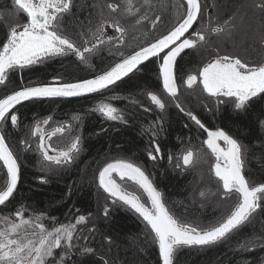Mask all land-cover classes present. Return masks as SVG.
Segmentation results:
<instances>
[{"label":"trees","instance_id":"16d2710c","mask_svg":"<svg viewBox=\"0 0 264 264\" xmlns=\"http://www.w3.org/2000/svg\"><path fill=\"white\" fill-rule=\"evenodd\" d=\"M73 2L72 12L65 16L62 28L71 40L78 41L97 24L101 15L98 0ZM124 2L135 6L137 13L134 17L141 22L136 24L140 27H134L127 36L121 52L123 56L170 31L177 23L176 13L187 10L183 0H120L126 11ZM249 3L250 0L246 5L250 12ZM237 5L242 6V0H232L222 7L226 10ZM9 6L10 0H0V10ZM151 21L152 26L148 24ZM8 32L7 24L0 20V46ZM120 58L121 55L102 52L86 66L71 54L15 69L10 71L6 83L0 85V98L37 83L89 78ZM193 58L191 51L181 55L176 64L178 77L187 66H191ZM160 63L159 58L152 59L115 86L93 95L32 100L16 107L13 112L18 116L17 125L13 127L9 119L0 128L20 165V181L13 197L0 207V217L14 218L15 211L23 206L26 217L42 214L46 226L51 228L54 224L75 223L76 217L85 216L86 222L77 225L75 247L69 254L70 259H66L68 264H105V261L107 264H162L154 234L138 213L118 201L108 208L107 216L101 214L96 172L116 158L141 167L162 193L166 207L175 217L195 220L200 228L216 218L219 209L215 203L195 199L196 170L181 169L175 162L186 146L198 142L197 146H202L203 129L197 130L186 111L181 112L176 105L168 104L160 110L147 97L149 93L163 91ZM99 100L116 103L123 112L124 122L108 121L93 111ZM147 106L150 109L146 110ZM183 107H189L207 129H223L237 139L245 149L246 179L251 186L264 183V95L254 98L245 110H236L230 101L211 107L193 101L188 103L187 100ZM47 117L68 124L71 131L79 133L81 152L67 166L44 178L38 170L39 153L23 145V136L35 121ZM153 141L161 148V158L155 161L148 158ZM42 178L46 182L42 183ZM6 179L0 163V190ZM85 247L93 252L82 256ZM174 264H264V207L221 243L208 247H183Z\"/></svg>","mask_w":264,"mask_h":264},{"label":"snow or ice","instance_id":"6c2138e0","mask_svg":"<svg viewBox=\"0 0 264 264\" xmlns=\"http://www.w3.org/2000/svg\"><path fill=\"white\" fill-rule=\"evenodd\" d=\"M186 15L167 34L139 47L132 54L123 56L108 70L94 76L92 79H84L77 82L61 83L58 80L53 83H37L33 86H25L0 98V125L9 119L15 127L18 116L13 110L24 101L54 97H74L92 93H98L109 89L140 70V66L152 57L159 58V75L162 79L163 89L172 98L178 96V85L175 76V64L177 57L186 49H192L205 41V35L201 31H192L201 13L199 0H186ZM15 5L27 16V22L12 26L6 36V40L0 46V85L6 83L9 73L15 69H24L32 65L43 63L47 58L74 54L81 62L88 63L89 56L106 42L117 41L124 43L126 29L118 21H113L110 26L120 35L102 39L105 24H100L92 33L95 43L84 41L82 48L77 46L64 34L62 24L67 14L72 12L73 0H15ZM118 4H108L112 12L119 9ZM264 11V0L256 5ZM130 11V9H128ZM139 11V10H137ZM141 19H144L142 17ZM159 20V17L156 18ZM141 21L138 20L137 23ZM19 29V30H18ZM223 28H214L213 32H222ZM161 53L163 55L161 56ZM87 54V55H86ZM187 88H192L197 83L202 84L204 92L211 97L218 98V103L230 101L236 110H245L254 98L264 95V65L253 66L243 62L239 58L221 56L207 64L196 74L188 75L184 81ZM153 104L163 110L165 103L154 93H149ZM224 97L226 99H219ZM176 107L184 112L179 103ZM111 120H122L118 110L110 104H100L96 109ZM192 121L207 133V139L203 143L216 158L213 167L215 176L222 182L225 194L233 191L239 193L240 202L223 222L216 226L200 229L181 222L166 207L162 199V193L154 186L153 182L138 165L126 160H115L108 163L99 172V185L116 201L127 205L134 210L146 222L154 234L159 248V257L162 264H174L178 252L183 247H208L221 243L238 231L246 223L250 222L252 215L264 207V183L251 186L244 175V146L223 129L209 130L191 112L186 113ZM51 117L44 119L42 123L47 125ZM65 125L56 127L52 132L45 133L40 124H36L31 132L32 136H39V150L44 161L49 164L62 165L71 163L80 149V137H76L70 147L65 150L55 151L51 144H46L55 135L63 134ZM226 147H222L220 142ZM27 143V142H25ZM193 152L188 150L183 156L184 166L192 163ZM150 160L161 158V148L153 141L152 150L148 152ZM171 160L172 158L169 157ZM223 161V163H221ZM0 162L6 169V187L0 190V206L13 197L20 179V165L16 156L5 141L4 134L0 133ZM177 167L180 164L177 163ZM117 174L121 180L125 178L132 181L147 196V201L135 193L123 189L121 184L113 178ZM41 182H46L43 178ZM203 195V193H201ZM26 209L21 206L14 213V218L0 217V264H66L65 257L70 259V252L75 247L77 225L86 222V217L80 215L75 218V223L55 224L49 228L44 223L45 217L35 215L25 216ZM105 216L108 209H105ZM57 249H62L63 254L59 260L55 259ZM93 249L85 247L81 255L90 254ZM105 264L107 262L105 261Z\"/></svg>","mask_w":264,"mask_h":264},{"label":"rangeland","instance_id":"374dc122","mask_svg":"<svg viewBox=\"0 0 264 264\" xmlns=\"http://www.w3.org/2000/svg\"><path fill=\"white\" fill-rule=\"evenodd\" d=\"M257 1H258L257 3H259V0ZM98 3H99L98 12L99 15H101V17L99 18L97 24L94 27H92L90 30H88L87 33L80 40L78 41L72 40L77 46H80L81 48L85 46L84 41L86 39L89 40V44H88L89 47L91 46V43L96 42L95 38L92 37V33L95 32L97 27L102 23L105 24V27L103 29V35L101 37L102 39L107 40V37L109 36L118 37L120 35L115 31L113 27L110 26V24L113 21H118L119 24L126 29V32L124 34V42L126 41V38L129 35V33L132 30H134V27L136 29V26L138 25L136 18L134 17L137 12L135 11L136 8L133 4L124 2V5H127V8H125L126 11H124L123 6L120 3V0H98ZM110 3L118 4L120 6L119 9L116 12H112L108 8V4ZM128 9H130V11H128ZM226 11L227 10H225L224 7L221 8L217 7V11H216L217 14L214 19L217 20L218 18L221 19L226 18ZM185 12H186V8L181 13L179 12V14L175 12L176 13L175 18H177L176 25L178 24V22L182 20L183 16H185ZM245 14L246 13L242 12L241 15H238L237 17H233L228 22H223V24L217 23L213 18H209V23L207 25H205L203 22L202 25L201 24L198 25L196 23L195 31L203 32V34L205 35V41L199 43L197 47L190 49L191 53H193L194 62L191 64V66H189V69H187V71H185L182 75H180V77H178L179 78L178 96L176 98H172L163 91L160 93H156V95H158L165 103V107L168 104L176 105L177 103H179L181 107H183L184 104H187V100L188 103H190V101L191 102L193 101L206 105H211V107H215L216 105H218V98L211 97L206 92H204L202 84L197 83L192 88H187L184 83L188 75L191 74L198 75V73L207 63L217 59L218 57L227 55L233 58H239L243 62H246L249 65H253V66H259L264 64V29L262 27V23L258 22V19H256L258 16L257 11L255 10L252 11L250 16L249 15L244 16ZM128 15L131 17H129ZM0 20L5 22L8 26V29L10 30L12 26H15L17 24L22 25L26 23L27 16L18 9V7L15 5V0H10L9 8L0 10ZM197 22L199 21L197 20ZM148 24L152 26L153 23L151 21ZM195 27L193 28V30L195 29ZM214 28H223L224 30L222 32H213L212 29ZM190 38L196 39L195 36H190ZM123 48H124V43L119 44L117 41L106 42L104 45L99 47L93 54L89 56L88 63H83V62L82 63L86 66L89 65L92 58L98 53H102V52L109 55L120 56ZM71 54L72 53H69L67 55H71ZM147 97L150 102L151 100L148 94ZM219 99L224 100L226 98L220 97ZM102 103L110 104L113 107H115V105H113L108 100H99L94 104L92 110L108 121L111 122L117 121L118 123L124 122L123 112L118 108H117L118 114H120L123 117L122 120L108 119L106 116H104L99 111H97L96 109ZM183 108L186 111V113L187 112L193 113L189 109V107L188 108L183 107ZM47 118L38 119L37 121H35L33 125L28 127L25 135L23 136V145L28 149H35L39 153L38 170L44 178L47 175H51L57 172L58 170L64 168L69 163L62 165H55V164H49L48 162L43 160L41 152L38 147L39 136L31 135L34 126L36 124H40V127L44 129L45 133H47L50 130H54L56 127L60 125L67 126L65 132L62 135L58 133L53 138H51L50 141L51 145L54 148L60 150L66 151L70 147L71 142L77 136L79 137V133L71 131V127H69V125L65 124L64 122H57L51 118L49 123L47 125H44L42 121ZM188 118L190 121H192L189 116ZM80 149H81V145H80ZM187 150H191L194 156L192 163L188 166H184L182 156L186 153ZM175 162L176 164L177 163L180 164L181 169L196 170L197 173L194 179V192H193L194 196L196 197L195 199H197L200 202H213L215 203V205L218 206L219 209L218 216L212 220L207 221L206 222L207 225H205L206 227L204 228H200L198 222L195 220L184 219L181 217H176V218H178L181 222L192 225L194 227H198L200 229H206L209 228L210 226H216L220 222H223V220H225L227 216L231 214V212L240 202V196L239 193L235 191H233L232 193L225 194V190L223 189L222 182L218 178H216V176H214L215 174L213 171V167L215 164V157L213 156V154L209 150L206 151V149L203 146L200 147L196 145H190V146H186L184 149L181 150V152L176 156ZM107 163H105V165ZM105 165L100 167L96 172L97 185H98L97 194L99 197L98 200H100V204H101L100 206L102 209V213H101L102 215L105 213V209H108L112 204H114L113 200L115 199L114 197H111L108 193H106L99 185V180H98L99 172L102 170V168ZM113 178L116 179L117 183L121 184L123 189L127 190L128 192L135 193L139 195L142 200L147 201L146 194L143 193V191L138 187V185L127 179L121 180L116 175H114ZM201 193H203V195H201ZM62 254H63V250L60 249V251L55 253V259L58 261L60 255ZM66 259L67 256L65 257V261ZM66 264L68 263L66 262Z\"/></svg>","mask_w":264,"mask_h":264},{"label":"flooded vegetation","instance_id":"af4514ba","mask_svg":"<svg viewBox=\"0 0 264 264\" xmlns=\"http://www.w3.org/2000/svg\"><path fill=\"white\" fill-rule=\"evenodd\" d=\"M222 1L223 0H199V2H200V4H201V13H200V15H199V17H198V21L199 22H197V24L198 25H202V22L205 24V25H207L208 23H209V18H215L216 17V14H217V7H222L224 4L225 5H227L228 4V2H230V1H232V0H225L223 3H222ZM248 1L249 0H242V2H243V5L242 6H239V5H237V6H232V7H230L229 9H226L227 11H226V18H218L217 20H215L217 23H221V24H223V22H228L229 20H231L233 17H237L238 15H241L242 14V12L243 13H246L244 16H247L248 14H249V10H247L248 9V5H246L247 3H248ZM238 2V1H237ZM258 1L257 0H250V3H249V8H250V10H251V12L252 11H257V14H258V16H257V18L256 19H258V22H260V23H262V27H263V29H264V11H262L261 9H257V7L255 6V5H257V4H259V3H261L262 1H260L259 0V3H257ZM227 7V6H226ZM251 15V14H250ZM229 17V18H228ZM194 30H196V27H195V29ZM193 30V31H194ZM190 50H188L187 52H189ZM186 53V52H185ZM181 57V55L179 56V58ZM178 58V59H179ZM178 59H177V61H178ZM177 61H176V64H177ZM176 64H175V76H176V80H177V85H178V87H179V78H178V75H177V72H176ZM112 65V64H111ZM264 65V64H263ZM187 69H189V66H187V68L185 69V71H187ZM184 71V72H185ZM161 87H162V85H161ZM162 90H163V88H162ZM163 92L164 93H166L164 90H163ZM167 94V93H166ZM148 105H150V104H148ZM115 108L117 109H120V107L115 103ZM147 109H150V106H147L146 107V110ZM121 110V109H120ZM198 118V117H197ZM199 119V118H198ZM192 122V121H191ZM115 123H118L117 121H115ZM121 123V122H120ZM193 124L192 125H194L196 128H197V130L199 129V130H202L198 125H196L195 124V122L193 121L192 122ZM209 130H216V129H209ZM50 131H53V130H50ZM50 131H48V132H50ZM47 132V133H48ZM203 132V141H205L206 139H207V133L203 130L202 131ZM54 137V136H53ZM52 137V138H53ZM50 141L51 140H47V143L48 144H51L50 143ZM203 141H202V146L206 149V151H208L209 149L207 148V146L203 143ZM192 143H194V142H192ZM199 143V142H198ZM196 144V146L197 145H199V144ZM195 144V143H194ZM220 144H221V146L222 147H226L224 144H223V141H221L220 142ZM52 146V145H51ZM52 149H54V150H60V149H57V148H54L53 146H52ZM208 149V150H207ZM188 151V150H187ZM186 151V152H187ZM210 151V150H209ZM211 152V151H210ZM214 156V155H213ZM215 157V156H214ZM115 160H124V159H115ZM126 161H128V160H126ZM215 163H216V158H215ZM221 163H223V161H221ZM215 165V164H214ZM204 168V167H203ZM215 176V175H214ZM217 178V177H216Z\"/></svg>","mask_w":264,"mask_h":264},{"label":"water","instance_id":"95a60500","mask_svg":"<svg viewBox=\"0 0 264 264\" xmlns=\"http://www.w3.org/2000/svg\"><path fill=\"white\" fill-rule=\"evenodd\" d=\"M183 1L186 3V0H183ZM185 15H186V14H185ZM196 23H197V22H196ZM196 23L194 24V27H195ZM174 27H175V26H174ZM194 27H193V28H194ZM192 30H193V29H190V30H189V33H186L185 35H186V36H189V34L192 32ZM168 32H169V31H168ZM168 32H167V33H168ZM167 33H166V34H167ZM164 35H165V34H164ZM159 38H160V37H159ZM157 39H158V38H157ZM154 41H155V40H154ZM154 41H152V42H154ZM150 43H151V42H150ZM146 45H147V44H146ZM146 45H144V46H146ZM136 50H139V49H136ZM136 50H135V51H136ZM188 50H190V49H186L183 53L187 52ZM183 53H181V55H182ZM130 54H132V52H131ZM130 54H128V55H130ZM162 55H163V53H161V56H162ZM126 56H127V55H126ZM155 58H157V57H152V58H150L148 61H150V60H152V59H155ZM178 58H179V56L177 57V59H178ZM120 59H122V58H120ZM120 59L117 60L116 62H119ZM148 61H146V62H148ZM176 61H177V60H176ZM213 61H214V60L210 61L209 63H211V62H213ZM116 62H114L112 65H110V66H109L107 69H105V70H108V69H109L111 66H113ZM146 62H144V64H145ZM161 62H162V61H161ZM209 63H207V64H209ZM207 64H206V65H207ZM142 65H143V64H142ZM142 65H141V66H142ZM206 65H205V66H206ZM141 66H140V67H141ZM105 70H104V71H105ZM102 72H103V71H102ZM102 72H100V73H98V74H96V75H99V74H101ZM96 75H94V76H96ZM94 76H91V77H89V78H85V79H92V78H94ZM125 78H126V77H125ZM81 80H84V79H81ZM160 80H161V85H162V88H163L162 79L160 78ZM77 81H80V80H77ZM77 81H72V82H77ZM51 83H53V82H51ZM61 83H68V82H61ZM118 83H119V82H118ZM34 85H35V84H34ZM29 86H33V85H29ZM20 89H21V88H19V89H17V90H20ZM105 90H106V89H105ZM163 90H164V89H163ZM15 91H16V90H15ZM102 91H104V90H102ZM102 91H101V92H102ZM164 91H165V90H164ZM13 92H14V91H13ZM11 93H12V92H11ZM11 93H9V94H7V95H10ZM98 93H99V92H98ZM93 94H96V93L87 94V95H83V96H74V97H54V98H43V99H34V100L74 99V98H79V97L89 96V95H93ZM5 96H6V95H5ZM5 96H3V97H5ZM3 97H1V98H3ZM30 101H32V100H30ZM26 102H29V101H24V102H22L21 104L26 103ZM21 104H20V105H21ZM18 106H19V105H17V107H18ZM0 126H1V125H0ZM50 132H52V131H50ZM50 132H48V133H50ZM0 133H2V132H1V128H0ZM47 140H48V139H47V137H46V139H45V143H46V144H48V143H47ZM6 143H7V142H6ZM55 151H58V150L50 151L49 154H50V155H54V154H55ZM112 162H114V161H111V162H109V163H112ZM0 163H1V165H2V162H0ZM107 164H108V163H107ZM107 164H106V165H107ZM106 165H105V166H106ZM105 166H104V167H105ZM2 167H3V165H2ZM104 167H103V168H104ZM103 168H102V169H103ZM3 169H4L5 173H6V169H5L4 167H3ZM114 175H116V176L119 178V176H118L117 174L113 173V176H114ZM6 177H7V174H6ZM125 179H126V178H125ZM98 180H99V177H98ZM19 181H20V179H19ZM18 185H19V182H18V184H17V187H18ZM5 187H6V184H5V186L3 187V189H4ZM3 189H2V190H3ZM16 190H17V188H16ZM16 190H15V192H16ZM15 192H14V193H15ZM10 199H11V198H10ZM6 203H7V202H6ZM0 207H2V206H0Z\"/></svg>","mask_w":264,"mask_h":264}]
</instances>
